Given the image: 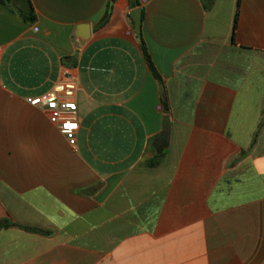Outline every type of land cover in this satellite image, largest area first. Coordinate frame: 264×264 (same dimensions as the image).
Returning a JSON list of instances; mask_svg holds the SVG:
<instances>
[{
	"label": "crops",
	"instance_id": "0c3cea01",
	"mask_svg": "<svg viewBox=\"0 0 264 264\" xmlns=\"http://www.w3.org/2000/svg\"><path fill=\"white\" fill-rule=\"evenodd\" d=\"M30 1L0 4V221L49 234L0 228V264H264V0H139L141 39L128 0ZM61 84L74 145L28 101Z\"/></svg>",
	"mask_w": 264,
	"mask_h": 264
},
{
	"label": "built area",
	"instance_id": "2783aa9c",
	"mask_svg": "<svg viewBox=\"0 0 264 264\" xmlns=\"http://www.w3.org/2000/svg\"><path fill=\"white\" fill-rule=\"evenodd\" d=\"M28 101L31 106L44 108L48 113L49 121L59 128L71 145L75 144L78 122L75 117L77 106L74 101L72 85H58L48 94ZM71 125H75V127H71Z\"/></svg>",
	"mask_w": 264,
	"mask_h": 264
},
{
	"label": "trees",
	"instance_id": "16d2710c",
	"mask_svg": "<svg viewBox=\"0 0 264 264\" xmlns=\"http://www.w3.org/2000/svg\"><path fill=\"white\" fill-rule=\"evenodd\" d=\"M112 1H114V0H112ZM128 2H129L130 9H136L139 7V0H128ZM239 2H240V0H237V6L239 5ZM0 4L6 6L11 11L16 13L23 22L31 24V25L36 22V15H35L34 8L31 4L30 0H0ZM210 5H211V1H209V5L207 6V8H209ZM108 18H109V13H107L104 16V18L101 20L98 27H102L103 25H105V23L108 21ZM237 19H238V10H236L234 23H233L232 36H231L232 41H234V36H235V31H236V26H237ZM141 50H142L144 59L148 65L149 69L151 70L152 74L154 75V77L159 82H161V79H160L158 73L156 72V70L153 66V63L151 62V59L147 53L146 47H145L143 42H141ZM163 105H164L165 110L168 111V107H167L165 100H163ZM160 157H161V155L158 157L155 156V157L147 160L145 163V166L149 169L157 167L160 164ZM10 227H19V228H22L26 231L33 232L36 234H42V235H48L49 234L48 232H45V231H42L39 229L15 225L8 220L0 221V228H10Z\"/></svg>",
	"mask_w": 264,
	"mask_h": 264
},
{
	"label": "water",
	"instance_id": "95a60500",
	"mask_svg": "<svg viewBox=\"0 0 264 264\" xmlns=\"http://www.w3.org/2000/svg\"><path fill=\"white\" fill-rule=\"evenodd\" d=\"M129 15L134 24L135 35L137 36L138 39H141V22H142L141 9L140 8L134 9L130 12ZM163 94H164L163 87H161V95L163 96Z\"/></svg>",
	"mask_w": 264,
	"mask_h": 264
},
{
	"label": "snow or ice",
	"instance_id": "6c2138e0",
	"mask_svg": "<svg viewBox=\"0 0 264 264\" xmlns=\"http://www.w3.org/2000/svg\"><path fill=\"white\" fill-rule=\"evenodd\" d=\"M71 127H75V125H71Z\"/></svg>",
	"mask_w": 264,
	"mask_h": 264
}]
</instances>
